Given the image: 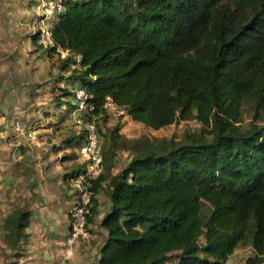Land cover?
<instances>
[{"label": "trees", "instance_id": "16d2710c", "mask_svg": "<svg viewBox=\"0 0 264 264\" xmlns=\"http://www.w3.org/2000/svg\"><path fill=\"white\" fill-rule=\"evenodd\" d=\"M52 35L91 95L87 118L105 122L109 97L153 129L203 128L122 144L131 157L109 178L97 264H226L240 244L246 264H264V0H69ZM246 102L254 117L242 130ZM110 130L109 147L122 137L119 122ZM29 217L16 207L2 221L11 248Z\"/></svg>", "mask_w": 264, "mask_h": 264}, {"label": "crops", "instance_id": "0c3cea01", "mask_svg": "<svg viewBox=\"0 0 264 264\" xmlns=\"http://www.w3.org/2000/svg\"><path fill=\"white\" fill-rule=\"evenodd\" d=\"M37 1L0 0V227L14 208L30 211L27 236L14 248L0 232V264H97L105 237L100 222L110 207L109 178L125 166L131 152L105 153L94 175L104 177L93 201L92 236L76 243L71 257L64 259L73 204L66 174L86 166L79 154L82 130L73 122L79 113L73 89L79 82L70 77L73 62L46 54L36 45ZM104 115L107 121L130 118L110 108ZM102 116H94L96 123ZM16 120L31 129V137L14 129Z\"/></svg>", "mask_w": 264, "mask_h": 264}, {"label": "built area", "instance_id": "2783aa9c", "mask_svg": "<svg viewBox=\"0 0 264 264\" xmlns=\"http://www.w3.org/2000/svg\"><path fill=\"white\" fill-rule=\"evenodd\" d=\"M69 0H38L36 4L37 28L35 32V43L44 53L55 54L62 59L68 58L72 52L68 48L56 43L52 35V24L65 10ZM75 105L78 114L74 118V124L81 127L83 139L79 146V154L86 163L85 168L77 171H68L66 179L72 192L73 204L68 211L69 229L64 238L63 252L64 259L73 254L74 247L79 241L88 240L92 236L88 218L91 216V206L95 197L92 179L103 164L99 134L96 119L87 118L94 105L89 102L91 97L85 86L78 85L74 91ZM103 110L112 109L116 114L124 113L122 106L113 102L109 97L100 107ZM14 129L31 137L32 131L20 121L14 122ZM63 261L57 264H62Z\"/></svg>", "mask_w": 264, "mask_h": 264}, {"label": "rangeland", "instance_id": "374dc122", "mask_svg": "<svg viewBox=\"0 0 264 264\" xmlns=\"http://www.w3.org/2000/svg\"><path fill=\"white\" fill-rule=\"evenodd\" d=\"M254 111L253 105L251 102H246L242 108V119L239 123V127L242 130L248 129L250 124L252 123ZM122 117L118 119H113V121H105L103 122L100 120L96 123L97 129L99 132V144L101 147V151L110 150H119L122 149V144L125 146H132L136 143V139H139L141 136L149 137V138H173L175 141H182L185 135L189 133L195 134L199 137L200 133H203L202 125L196 119H189V120H181L174 122L170 125L161 127L159 129H153L150 127L145 126L140 122L133 121L132 119L128 118L124 122L121 121ZM111 122V123H110ZM115 122H119L120 127L118 133L122 136L120 139L113 137L114 145L109 147L111 136L110 128L113 127ZM264 122V120H263ZM107 153V152H106ZM1 238L8 241L9 238L5 234V232L0 227ZM203 241V238H201ZM252 254L251 247L247 244H240L238 245L233 253L228 257L226 264H246V259L249 255ZM11 259L17 258L15 255H10ZM167 264H172L168 262Z\"/></svg>", "mask_w": 264, "mask_h": 264}]
</instances>
